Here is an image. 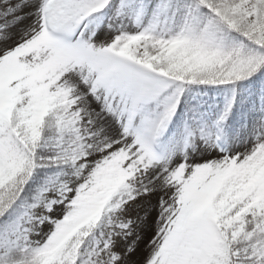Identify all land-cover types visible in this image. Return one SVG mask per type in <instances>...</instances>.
<instances>
[{"label": "snow or ice", "instance_id": "snow-or-ice-1", "mask_svg": "<svg viewBox=\"0 0 264 264\" xmlns=\"http://www.w3.org/2000/svg\"><path fill=\"white\" fill-rule=\"evenodd\" d=\"M0 264H264V0H0Z\"/></svg>", "mask_w": 264, "mask_h": 264}]
</instances>
